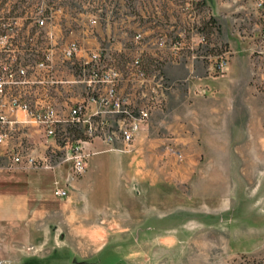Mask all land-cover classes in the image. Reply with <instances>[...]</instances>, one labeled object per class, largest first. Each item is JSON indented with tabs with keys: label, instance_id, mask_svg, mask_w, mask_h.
Masks as SVG:
<instances>
[{
	"label": "crops",
	"instance_id": "obj_1",
	"mask_svg": "<svg viewBox=\"0 0 264 264\" xmlns=\"http://www.w3.org/2000/svg\"><path fill=\"white\" fill-rule=\"evenodd\" d=\"M236 1L240 3L236 5ZM210 2L221 20L240 12L247 13L250 19L256 21L255 0ZM75 16L76 11L68 9L59 10L56 16V20L66 21L68 26L66 42L76 26ZM227 40L233 46L235 39L228 37ZM154 54V48L149 47L144 60L149 71H154L156 65L166 59L156 58ZM130 63L131 58L120 60L125 74ZM236 64L235 61L231 63L225 76L206 77L199 74V77L188 80L183 69L167 64L164 67L167 77L181 83L176 85L163 115L157 114L139 134L134 152L108 150L106 145L95 139L89 145L95 153L88 158L86 172L80 178H73V165L69 161L58 163L53 169L10 167V150L25 153L34 149L38 158L48 157L51 160L49 151L67 147H61L55 136L48 135L45 126L25 122L29 120L27 113L13 112L10 102L17 97L27 102L31 111L51 106L60 120L57 125H63L67 123L72 107L77 104L84 105L89 115L95 112L97 104L89 100L85 87L61 85L47 89L26 84L8 90L3 98L4 110L20 123L5 130L4 153L0 154V244L5 248L2 257L14 261L15 257L25 252L23 248L26 245L42 249L54 239L56 225L71 226L78 222V207L86 210L85 222H93L100 216L112 217V212L118 210L129 213L134 222L149 221L153 216L164 220L174 207L183 204L189 186L196 189L202 176L210 184L213 176L225 175L214 171L218 166L213 161L218 156L223 160H235L232 167L236 172V160L246 155L242 151L233 154L227 151V146L235 141L238 134L251 143L252 136L246 129H252L253 125V108L249 101L251 90L247 88L250 87V76L246 70L243 73L237 71ZM55 68L66 78L74 77L70 59L57 56ZM29 76L34 78L32 72ZM200 88H208L213 95L200 96L197 94ZM256 122L257 126L261 125L260 119ZM220 128L225 129V134L221 136L225 147L221 150L213 146L221 138L218 137ZM237 129L245 130L237 134ZM170 147L189 157L182 162L173 161L172 156L178 153L171 152ZM248 157L251 158V154ZM58 186L67 187L68 197L55 195Z\"/></svg>",
	"mask_w": 264,
	"mask_h": 264
},
{
	"label": "rangeland",
	"instance_id": "obj_2",
	"mask_svg": "<svg viewBox=\"0 0 264 264\" xmlns=\"http://www.w3.org/2000/svg\"><path fill=\"white\" fill-rule=\"evenodd\" d=\"M39 1L0 0L1 74L7 58L12 62L21 56L23 60L32 63L42 55L40 46L43 42H46L44 43L46 47L50 41L59 43L67 40L69 30L66 21L57 20L56 28L37 26L36 10ZM94 1L99 2L98 0H61L60 5L65 7L64 11L67 9L76 11V24L77 21H84L90 28L91 24L87 21L94 14L95 7L89 4ZM125 1V11H123L126 18L125 44L129 45L134 32L128 26L131 20L127 19L131 11H128L130 3ZM151 1L160 4L163 2V0ZM238 3L240 1L235 2L236 5ZM146 5V0H137L135 7L145 12ZM254 7L257 12L256 21L250 19L247 13L240 12L223 20L218 18L220 28L214 41L218 43L219 48L218 51L213 52H228V57L220 71L214 70L202 53L192 55L186 52L176 57L168 53L167 56H162L166 59L160 61L156 68L162 71L171 83L172 89L160 93L147 87L146 95L154 100L149 102L150 105L147 107L144 105L148 117L141 120L132 143L128 144L124 137L123 130L127 128L126 123L119 121L115 114H108L106 118L108 128L113 131H107L91 139L85 136L84 139L88 141L84 146L89 151H91L89 145L97 139L106 145L108 150L134 152L139 134L148 127L150 120L157 114L163 115L176 85L180 82L167 77L164 69L167 64L183 69L187 73L186 80H188L199 77V74L206 77L225 76L231 63L235 61L237 71L243 73L246 70L247 75L250 76V87L247 88L251 90L249 101L253 108L252 129H246V132L252 136V142L244 141V138L238 134L245 129H237L238 136L227 146V151L233 154L242 151L246 155L236 160V172L232 167V162L235 160H223L218 156L213 161L218 166L214 171L225 175L213 176V182L210 184L205 180V176H202L195 190L192 185L189 186L182 205L178 206L174 200V204L178 207H174L164 220L153 216L149 221L134 222L129 213H121L118 210L112 212V217L100 216L93 222H85L86 210L78 207L76 224L56 225L55 237L49 244L38 250L30 245L22 247L25 252L20 253V257L14 258L17 261L2 257L5 248L0 244V259L5 260L3 264H235L245 259L264 258V0H255ZM4 31L7 38L2 34ZM45 31L48 34L54 31V35L47 36ZM228 37L235 39L233 46L228 42ZM73 38L76 40L77 37ZM4 45H9L12 50L4 51ZM56 54L60 57L65 56L63 52ZM130 54L124 53V56ZM73 75L75 77L76 73ZM137 93L138 91L136 96L139 94ZM197 94L203 97L213 95L208 88H200ZM27 115L29 120L25 122L36 124L32 120V114L27 113ZM257 119L261 121L259 126L256 124ZM68 124L67 122L56 126L55 136L56 140L66 142L63 146L59 144L61 147H67L55 152L49 151L51 160L49 159L48 162L51 167L44 165L42 168L53 169L58 163L72 162L67 158L73 154L77 146H81L78 140L82 138L74 140V135H70L67 129ZM78 127L82 130L80 126ZM218 131L220 135L218 137L225 134L224 128ZM107 136H111L114 142H108L105 138ZM222 138L217 139L213 144L214 148L219 147L221 150L225 147ZM250 154L251 158L248 157ZM31 155L35 159L38 158L35 150ZM187 157H189L187 154H176L172 156V160L182 162ZM24 162L26 163V158ZM25 163L22 167L31 168ZM84 174L75 175L73 167V178H80Z\"/></svg>",
	"mask_w": 264,
	"mask_h": 264
},
{
	"label": "built area",
	"instance_id": "obj_3",
	"mask_svg": "<svg viewBox=\"0 0 264 264\" xmlns=\"http://www.w3.org/2000/svg\"><path fill=\"white\" fill-rule=\"evenodd\" d=\"M89 5L95 7L94 14L89 17L87 23L77 21L76 26L70 32L69 41H50L45 47L42 45V55L32 63L18 57L14 61L6 59L2 74L0 73V154L4 152L3 145L6 141L5 130L20 123L18 119H12L4 110L3 98L6 92L14 87L26 84L38 85L43 88H54L61 85H81L85 87L89 100L97 104L92 115H87L85 106L77 104L72 107L68 123L78 124L86 137L96 138L102 133L113 131L106 120L107 115L115 114L119 121L126 123V130H123L125 140L133 142L135 131L139 129L142 119L148 117L144 105L154 99L146 95L147 87L155 92L165 93L172 89L171 83L167 80L160 69L155 68L149 71L145 64V56L148 48H154V56L170 54L172 57L180 56L189 52L192 55L204 54L209 65L216 71H220L223 62L228 57V52H213L217 50L218 43L214 41L219 26L214 25L211 32L205 30V23L212 18L218 20L210 0H163L155 3L146 0V9H136L137 0H127L130 3L128 9V26L134 32L129 45L125 39V0H98ZM61 0H40L36 10V22L39 28L56 26V16L59 10L64 9L60 5ZM46 33V31H45ZM83 33V34H81ZM4 38H7L6 32ZM54 35V31L49 33ZM46 33L47 36H49ZM73 37H77L76 40ZM72 38V39H71ZM56 40V39H53ZM5 42V41H3ZM4 51H11L9 45H4ZM23 49V48H22ZM207 49H211L207 52ZM153 51V50H152ZM218 51V50H217ZM64 53V57L72 60L74 73L73 79L61 77L55 68L56 53ZM131 53V63L128 66V73L125 74L120 66V60L124 53ZM8 60V61H7ZM34 78H30V73ZM138 91V96L136 92ZM13 112L24 111L32 114V120L47 128L48 135L56 136V126L60 122L53 107L31 111L30 105L13 97L10 102ZM114 128V127H113ZM112 128V129H113ZM110 143L114 140L111 136L105 137ZM81 146H77L67 160H71L75 175L85 173L87 161L91 151L86 150L84 144L87 140H78ZM34 150V149H33ZM30 150L25 155L12 152V165L10 167L29 164L31 168H42L49 166V158H37L31 155ZM171 152L178 153L174 148ZM60 198L68 197L67 187L58 186L54 191ZM0 264L3 261L0 260Z\"/></svg>",
	"mask_w": 264,
	"mask_h": 264
},
{
	"label": "trees",
	"instance_id": "obj_4",
	"mask_svg": "<svg viewBox=\"0 0 264 264\" xmlns=\"http://www.w3.org/2000/svg\"><path fill=\"white\" fill-rule=\"evenodd\" d=\"M5 3V2H3ZM218 25V21L215 20L214 18H212L210 21L205 23V30L209 33L212 30V27L214 25ZM220 28V26H219ZM78 124H68V131L70 132V135H74L73 139H86L85 135L83 134L82 130L78 127ZM58 144H60L61 146L65 145V141H61V140H57ZM235 264H264V258L263 259H259V258H254V259H245L241 262H236Z\"/></svg>",
	"mask_w": 264,
	"mask_h": 264
}]
</instances>
